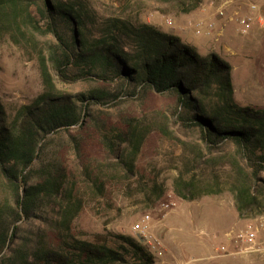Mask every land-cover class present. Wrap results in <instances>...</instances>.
<instances>
[{"label":"trees","instance_id":"16d2710c","mask_svg":"<svg viewBox=\"0 0 264 264\" xmlns=\"http://www.w3.org/2000/svg\"><path fill=\"white\" fill-rule=\"evenodd\" d=\"M151 1L186 11L201 3ZM2 35L37 53L43 88L14 112L0 100V264H154L153 254L132 235L92 241L71 229L83 205L74 173L81 168L94 196L106 190L104 179L84 163V145L94 141L103 165L117 167L129 181L149 130L131 121L106 123L102 108L148 93L170 97L172 125L198 140L181 162L174 193L191 201L225 187L239 218L262 214L264 108L233 99L231 66L219 55L199 54L152 24L99 15L88 0H0ZM55 81L92 84L72 93ZM83 131L91 132L88 142ZM226 146L233 148L230 156L219 154ZM162 195L153 183L150 200ZM31 221L39 226L21 233Z\"/></svg>","mask_w":264,"mask_h":264},{"label":"rangeland","instance_id":"374dc122","mask_svg":"<svg viewBox=\"0 0 264 264\" xmlns=\"http://www.w3.org/2000/svg\"><path fill=\"white\" fill-rule=\"evenodd\" d=\"M88 1L99 15L152 24L178 36L199 54L216 53L231 66L233 99L240 105L264 108V0L256 1L257 10L253 13L247 0H201L199 7L192 11L174 3L151 0ZM222 4L227 5L226 16L220 19L215 12ZM241 16H250L252 21L245 34L241 33L236 21ZM168 18L174 21L171 28L164 24ZM208 23L213 24V29H206ZM195 25L201 28L199 34L195 33ZM91 84L55 81L56 87L72 93L86 91ZM42 88L37 53L30 47L12 44L2 35L0 100L7 111L14 112L20 105L29 103ZM172 106L170 97L148 93L119 102L114 107L102 108L100 116L106 123L123 126L125 121H131L149 129L135 160L134 178L129 181L124 180L117 167L103 165L99 146L89 141L91 132H82L89 141L84 145V163L91 165L94 175L104 179L106 190L102 196H94L82 180L81 168L74 173L73 181L83 205L71 223L72 231L83 233L92 241L108 240L111 234L131 235L133 227L145 224L148 240L159 243V248L154 249L143 242L154 256V264H264L263 250H244L225 239V233L258 218L263 224L257 234V245L261 248L264 210L251 218H239L232 195L225 187L219 194L201 195L191 201L182 200L174 193L173 182L178 169L182 168L181 162L191 155L189 150L198 140L195 133L182 134L172 125ZM200 150L205 152L201 146ZM233 152L231 146H226L219 154L230 156ZM66 163L69 168L73 167V156L67 151ZM127 183L131 184L129 189ZM153 183L163 189L157 201L148 197ZM4 195V187L0 184V198ZM145 216L149 219L142 223ZM38 226L36 221L28 222L21 233ZM132 236L138 239L136 234Z\"/></svg>","mask_w":264,"mask_h":264},{"label":"built area","instance_id":"2783aa9c","mask_svg":"<svg viewBox=\"0 0 264 264\" xmlns=\"http://www.w3.org/2000/svg\"><path fill=\"white\" fill-rule=\"evenodd\" d=\"M257 0H247V6L249 10L253 13L254 11L257 10ZM226 4H222L220 7L216 9L215 15L222 19L225 18L226 16ZM237 24L240 27L241 33L245 34L247 33L252 25L251 17L250 16H241L237 17L236 19ZM164 24L168 27H173L174 26V21L170 18L164 20ZM194 30L196 34L200 33V26L195 25ZM207 30L213 29V24L208 23L206 25ZM149 219L148 216H145L144 219L142 220V223H146L147 220ZM263 227L262 221L259 220L258 218H255L253 220L247 221L243 227L236 229V230H231L227 233H225V239L227 243H230L231 241L235 244H239L242 249L248 250V251H257V250H263L264 251V244L262 247H258L257 245V234L260 231V229ZM146 225H142L141 227L135 228L133 227L132 229V234H136L138 239L142 242H145L148 244L151 248L158 249L159 248V243H153L148 240V237L146 235ZM226 242H224L221 245V249H225Z\"/></svg>","mask_w":264,"mask_h":264}]
</instances>
